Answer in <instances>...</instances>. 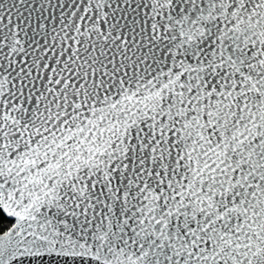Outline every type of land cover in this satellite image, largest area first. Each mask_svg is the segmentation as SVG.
<instances>
[{"label": "snow or ice", "instance_id": "snow-or-ice-1", "mask_svg": "<svg viewBox=\"0 0 264 264\" xmlns=\"http://www.w3.org/2000/svg\"><path fill=\"white\" fill-rule=\"evenodd\" d=\"M0 264H264V0H0Z\"/></svg>", "mask_w": 264, "mask_h": 264}]
</instances>
